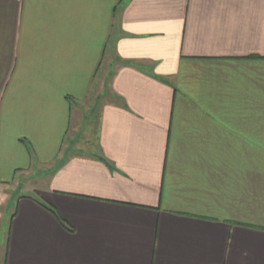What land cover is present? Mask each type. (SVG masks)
<instances>
[{
  "label": "crops",
  "instance_id": "1",
  "mask_svg": "<svg viewBox=\"0 0 264 264\" xmlns=\"http://www.w3.org/2000/svg\"><path fill=\"white\" fill-rule=\"evenodd\" d=\"M0 264H264V0H0Z\"/></svg>",
  "mask_w": 264,
  "mask_h": 264
}]
</instances>
